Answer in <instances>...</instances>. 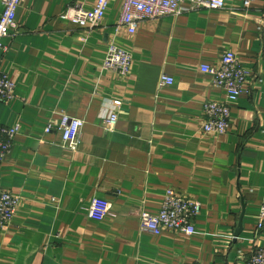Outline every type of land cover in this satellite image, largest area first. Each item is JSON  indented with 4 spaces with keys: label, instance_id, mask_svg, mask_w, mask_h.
<instances>
[{
    "label": "crops",
    "instance_id": "crops-1",
    "mask_svg": "<svg viewBox=\"0 0 264 264\" xmlns=\"http://www.w3.org/2000/svg\"><path fill=\"white\" fill-rule=\"evenodd\" d=\"M96 2L23 0L3 40L0 67L16 92L0 103V125L19 131L0 189L20 205L0 230V264H246L264 248V0L248 10L226 0L223 10L142 21L135 32L119 26L124 0H110L94 31L62 19ZM112 43L133 57L126 77L103 70ZM226 53L250 74L247 92L229 132L209 135L204 103L225 92L200 68ZM164 75L174 83L160 89ZM114 101L122 106L108 132L102 117ZM64 115L84 122L76 153L57 129L44 131ZM170 189L202 205L193 236L141 231L142 212L159 213ZM94 198L111 204L101 222L88 216Z\"/></svg>",
    "mask_w": 264,
    "mask_h": 264
},
{
    "label": "built area",
    "instance_id": "built-area-1",
    "mask_svg": "<svg viewBox=\"0 0 264 264\" xmlns=\"http://www.w3.org/2000/svg\"><path fill=\"white\" fill-rule=\"evenodd\" d=\"M22 1L2 0L4 11L0 18V60L2 54L7 51L3 40L9 36L11 28L16 23L17 12ZM253 3L254 0H243V9H250ZM184 4H187L186 8H183ZM109 6L110 0H97L90 10L79 5L74 6L63 14L62 19L78 25L83 30L94 31L101 27ZM225 8L226 0H124L119 26L135 32L142 21L175 16L185 11L194 12L206 9L218 11ZM132 67V55L112 43L107 50L103 70L126 77L131 73ZM200 69L203 73L212 75L214 85L225 92L223 101L204 103L203 113L206 121L203 130L209 135L224 136L231 127L232 108L247 92L250 74L243 69L234 53L223 55L218 67L204 65ZM173 83V78L164 75L160 79L159 88L164 89ZM15 92V83L0 67V103L12 102L15 99ZM121 106L120 101H114L110 112L103 115V127L106 131L112 132L116 129L118 111ZM83 127V121L64 115L57 124L49 123L44 131L49 134L57 129L61 133L63 148L76 153L80 147ZM18 131V126L0 125V163L10 153ZM19 205V197L0 189V230L12 224ZM87 211L90 219L101 222L110 214L111 204L107 200L94 198ZM201 211L202 205L199 202L170 189L164 195L159 213L142 212L141 231L155 236L170 231L190 237L196 234L195 220ZM257 228L258 231L264 228V207L261 210ZM246 264H264V248H256Z\"/></svg>",
    "mask_w": 264,
    "mask_h": 264
}]
</instances>
